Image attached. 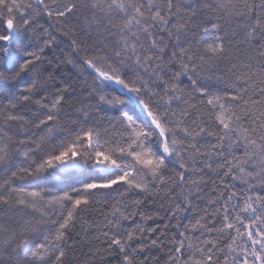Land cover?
<instances>
[{
  "label": "snow or ice",
  "instance_id": "obj_1",
  "mask_svg": "<svg viewBox=\"0 0 264 264\" xmlns=\"http://www.w3.org/2000/svg\"><path fill=\"white\" fill-rule=\"evenodd\" d=\"M232 35L258 46V70L216 74ZM0 83V251L15 264H68L101 199L118 264L169 244L166 264H264V0H0ZM153 197L166 204L150 212Z\"/></svg>",
  "mask_w": 264,
  "mask_h": 264
},
{
  "label": "trees",
  "instance_id": "obj_2",
  "mask_svg": "<svg viewBox=\"0 0 264 264\" xmlns=\"http://www.w3.org/2000/svg\"><path fill=\"white\" fill-rule=\"evenodd\" d=\"M209 2H213V0H209ZM206 12L207 19H211L213 22L221 24L224 32L231 34V29L235 27V21L227 22V17H224L223 19L219 18L221 15L220 13H213L210 10H206ZM41 23H43V21H41ZM73 26H75V21H73ZM188 36L189 40L193 42L194 47L196 46V40H199L201 44H203L207 43L210 39V34L203 33H200L196 38H193L191 33H189ZM67 45L68 38L62 37L60 48L64 51H68ZM227 47V58L217 62L215 69L217 75H219L221 70H226L232 64L240 65L247 62L249 59L254 61L253 66L258 70L257 64L255 63V60L258 57V46L245 43L242 35H232L230 42H227ZM45 54L49 59L56 58L54 62H58V58L62 56V53L56 49L52 51H46ZM45 67H48V65L46 64ZM59 74L61 76L67 75L74 77L75 70L72 69L71 65L61 64ZM208 75H212V73L209 72ZM25 79L27 80L28 78L26 77ZM82 83L83 81L81 80V84ZM186 83L187 81L185 80V84ZM211 84L213 91H217L225 87L223 83L218 81H211ZM7 87V85L0 83V88L7 89ZM113 195L117 199L119 198L118 194ZM139 198L140 197L133 195L128 198L129 203L132 199ZM145 200L146 208L150 212H155L157 209H159V205L161 203L166 204V201H162L156 197L151 199L145 198ZM112 202L113 201L111 199L107 202L101 199V201L94 208H92L89 213H86L83 219L77 223L73 229L72 238L68 242V245H66L68 250V264H118L119 257L117 254L115 252L107 251V245L103 242V238H97L98 226H102L104 222V215L108 212L109 206ZM164 215V210L160 209L159 216L163 217ZM156 223L163 230L164 224L168 223V221L166 219H158ZM134 227L135 225L129 221H126L122 224L123 229L131 230ZM173 232L174 230L168 232V236L170 237ZM157 235H160V233H157ZM223 241L226 242L227 237H224ZM170 246L171 245L169 244L168 247ZM168 247H161L151 251L150 255L153 257L152 264H166ZM0 264H15V260L10 259L7 253L0 251Z\"/></svg>",
  "mask_w": 264,
  "mask_h": 264
}]
</instances>
